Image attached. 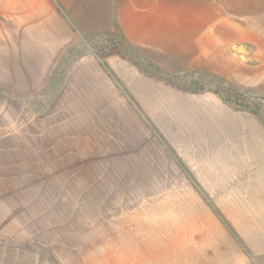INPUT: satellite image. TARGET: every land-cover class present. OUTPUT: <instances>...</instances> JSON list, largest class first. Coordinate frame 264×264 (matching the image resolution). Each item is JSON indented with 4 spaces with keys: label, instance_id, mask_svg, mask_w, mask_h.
Wrapping results in <instances>:
<instances>
[{
    "label": "crops",
    "instance_id": "crops-1",
    "mask_svg": "<svg viewBox=\"0 0 264 264\" xmlns=\"http://www.w3.org/2000/svg\"><path fill=\"white\" fill-rule=\"evenodd\" d=\"M198 61L207 74L264 95V0H0V87L10 92L3 95L39 99L29 102L33 113L63 115L61 138L120 147L118 159L132 162L123 177L117 174L129 235L123 264H264V125L258 117L218 101L186 107L203 120L171 123V157L153 127L125 115L131 98L147 103L164 97L165 70L179 75ZM144 107L154 117L163 114L158 105ZM213 127L227 136L220 152L212 148L220 139L206 136ZM17 143L3 151L11 157L4 164L16 162L13 152L24 155ZM22 165L34 175L41 167L27 159L16 167ZM131 175L139 190L128 196ZM91 176H85L87 188L31 197L49 201L52 215L64 197L74 209L65 220L75 219L78 203L89 206L91 229L107 225L109 236L112 193L107 217L94 216L100 211L92 208L97 192ZM65 182L43 183L39 190ZM54 223L42 232L65 226ZM120 225L115 218V229ZM79 227L51 239L74 253Z\"/></svg>",
    "mask_w": 264,
    "mask_h": 264
},
{
    "label": "rangeland",
    "instance_id": "rangeland-1",
    "mask_svg": "<svg viewBox=\"0 0 264 264\" xmlns=\"http://www.w3.org/2000/svg\"><path fill=\"white\" fill-rule=\"evenodd\" d=\"M186 71L173 75L165 70L163 98L156 101L148 99L147 103L144 102L145 99L131 98L125 102L126 106L129 105L124 110L126 118L134 119L138 126L146 124L153 127L154 136L165 145L164 148L168 150L171 157V123L175 121L197 123L196 121L203 120L199 113L187 114L186 107L196 106L198 110L209 103L215 105L214 101H218L233 110L257 116L264 125V95L243 91L219 80L216 75L207 74L202 61H198L195 70ZM175 90H179L178 96ZM3 93L10 92L0 87V144L3 145L0 146V264H123V245L125 240H129V235H124L123 204H119L125 197V191L123 185H119L121 182L118 178L121 175L123 177V168L131 169L132 162L129 161L126 165L124 160L118 159L123 158L120 152L118 153L120 147L91 145L86 139L61 138L60 134L66 133L63 115L33 113V107L29 102L33 105V103H39V99L4 96ZM131 105L140 111V114L137 113L138 116L130 114L127 110H136ZM145 105L149 107L158 105V110L163 107V114H157L156 120L155 115L147 112ZM177 108H180L179 114L173 112ZM212 120L216 118L212 117ZM156 121H162L165 129L157 130ZM208 132L206 136L212 135L213 138L220 139L219 142L212 140L214 145L212 148L220 152L222 149L218 146L226 144L224 140L227 136L217 127H213L212 131ZM92 135L96 136V134ZM13 142L14 144L21 142L19 148L24 155L21 152H13L16 162L10 165L4 164L11 157L7 155L8 152L3 151L9 146L16 148L12 145ZM227 143L235 145L237 142L230 140ZM198 148L193 147V150H196L194 155L198 154ZM239 148L242 151L240 146ZM225 152L227 151L224 150L223 153ZM228 152L230 153V150ZM25 159L32 165L41 166L37 169L39 173L32 174L27 170L26 165L16 167L24 163ZM120 172L121 175H117ZM37 174L42 176L39 177ZM88 174L92 175L91 180H96L95 184L89 186L97 192V201L92 208L100 213L94 216L107 217L109 191L112 193L110 201L113 205V215H111L113 221L108 227L110 228L109 236L107 225L101 229H91L90 222L92 225L93 215L90 217L86 214L89 206L78 203L75 219H66L68 221L66 222L64 217H68L67 211L74 209L64 197L60 196L58 205H54L56 210L54 212L59 214L53 215L47 210L49 201L44 202L43 198L34 201L35 199L31 197L34 193L40 196L56 194L52 191H61L60 194L67 195L66 192L74 191V189L87 188L85 185L88 179L85 176ZM111 175L114 177L110 180ZM68 176L75 178L74 184L64 179L69 178ZM64 180L66 182L63 187L42 188L43 192L39 190L43 183L54 181L60 183ZM137 181L134 175L127 178L126 186L128 191L132 192L128 196L138 192L139 189L134 188ZM99 200L102 201L101 205ZM115 218H118L121 224L117 229L114 227ZM55 221L58 225L65 226L60 229H57V226L51 227L50 232L48 229L46 233L42 232V229L47 228L48 225H55ZM73 224L80 226L78 237L75 238L76 245L73 247L77 251L74 253L68 250L61 251L60 247H57V240L51 238L62 236L68 232L67 227ZM68 234L70 235V232Z\"/></svg>",
    "mask_w": 264,
    "mask_h": 264
}]
</instances>
